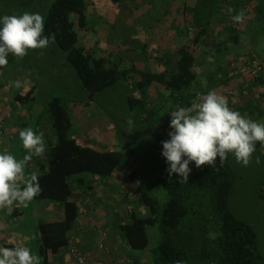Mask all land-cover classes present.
<instances>
[{
	"label": "trees",
	"instance_id": "obj_1",
	"mask_svg": "<svg viewBox=\"0 0 264 264\" xmlns=\"http://www.w3.org/2000/svg\"><path fill=\"white\" fill-rule=\"evenodd\" d=\"M111 1L117 5L126 1L133 13L141 14L140 6L133 4L135 0ZM87 6L88 0H54L44 34L55 35L53 44L65 53L83 92L94 96L85 105L103 110L106 107L97 97L113 95L121 82L133 84L140 97L127 95V105L124 102L123 107L138 130L144 124L172 130L170 111L189 106L209 91L232 92L244 84L247 88L264 87V69H254V62H258L256 49L259 45L264 47V0H172L165 20L154 24L151 37L138 42L140 60L121 59L115 64L103 53H93L80 44L82 37L99 33L90 25ZM238 15H242L239 21L234 19ZM241 35L247 36L250 70L238 76L228 58L235 53ZM113 44L116 53L129 50L118 40ZM208 57L214 69L199 74L200 64ZM173 59L176 61L170 74L159 71L158 64H169ZM201 75L204 89L198 86ZM31 96L32 92L19 94L16 100L23 104ZM256 111L255 103L249 102L245 116L255 120ZM46 113L56 142H47L46 164L36 172L42 192L31 202L60 206L64 219L42 221L34 226L32 241L37 243L41 264H53L52 259L68 248L69 235L81 213L77 196L90 194L99 183L112 182L121 169L126 171L128 181L143 187L141 203L146 213L133 212L127 222L118 225V232L133 256L149 249L150 264H264L255 229L231 208L236 177L229 165H203L184 182H179L175 175L169 177L167 171L150 175L138 163V146L127 147L131 135L139 141L142 134L109 111L106 116L114 126L119 145L124 146L122 149L92 146L73 137L74 126L64 98H52ZM158 139L157 145L161 144ZM257 148L260 149L259 144ZM155 187L167 193L164 203L150 192ZM132 260L135 264L140 262L136 257Z\"/></svg>",
	"mask_w": 264,
	"mask_h": 264
},
{
	"label": "rangeland",
	"instance_id": "obj_2",
	"mask_svg": "<svg viewBox=\"0 0 264 264\" xmlns=\"http://www.w3.org/2000/svg\"><path fill=\"white\" fill-rule=\"evenodd\" d=\"M29 1L31 0H0V16L18 15L28 11L39 12L46 20L54 0H32V3ZM171 1L135 0L133 4L140 6L139 13H141L136 15L133 13L134 10L128 7L126 1L117 5L111 0H88L87 15L91 21L90 25L101 36L99 33L92 32L87 37H82L80 44L85 45L93 53H103L114 64L119 63L121 59L136 61L139 59L136 51L138 42L151 37L154 24L159 25L165 20L164 16L169 12ZM117 40L129 50L116 53L113 42ZM236 47L235 53L228 59L233 73L242 76L250 70L247 61V36L241 35L236 42ZM255 53L258 62H254V64H262L264 69V47L259 45ZM208 58L207 61L200 64L199 74L214 69V63L209 64L212 59ZM8 61L7 65L0 66V90L3 93L5 86L9 88L3 95L11 98L10 95L14 93L25 95L26 92H32L34 94L33 100L30 99L22 104L23 111L21 113L30 114L26 113L21 118L23 128L31 127L34 131H42L46 142L55 143L56 139L47 123L46 108L52 98L61 97L68 102L74 126L73 137L76 136L81 140V143L86 141L88 145L103 148H124L119 145L114 133V126L106 116V112L109 111L115 115L127 127H134V124L131 126L128 124L131 119L123 107L124 102L127 105V95L140 97L133 84L121 82L118 88L112 91L113 95H108L106 98L104 96L97 97L99 99L97 100L102 102V107H106L103 111L95 105L84 104L86 100H93L94 96H87L83 92L81 81L68 63L65 53L53 43L45 49H30L28 54L22 58L10 55ZM175 61L176 59H173L172 63L158 64L159 71L170 74ZM33 84L35 89H30ZM198 86L202 89L205 88L202 75ZM218 94L225 96L229 106L242 115H247V104L254 102L258 109L255 120L264 122V87L252 88L249 85L247 88V84H244V87L237 91L228 90ZM14 105L18 106L15 103ZM122 127L129 134L128 128H125L124 125ZM133 130L140 136L142 134V140L140 138L139 141H136L130 134L131 138L127 147L138 146V163L142 164L146 173L150 175L166 172L167 164L161 154L162 141L170 139L169 132L171 130L159 129L155 124L151 126L144 124L139 130L136 127ZM156 139L161 144L157 145ZM15 145L11 154L22 159L25 150L19 137L15 139ZM156 147L158 148L156 149ZM262 151L264 150L257 148L252 162L246 167L238 164L231 155L224 163L232 168L236 177L230 197L231 208L240 219L255 229L258 249L264 255V186L262 185L264 182V155H261ZM256 156H260L262 161L260 164L255 162ZM30 162H34V160L27 162L25 166L26 177H29L32 172H37L36 166L34 165L33 168ZM190 167L192 171L197 168L194 162L190 164ZM142 189V184L128 181L126 171L121 169L118 172V177L112 182L99 183L90 194L77 196L81 213L79 221L71 232L69 243L83 252L89 264H135L132 260L134 257L140 259L138 264H150V250L133 256L118 232V225L127 222L133 212L136 214L146 213V209L141 203ZM150 192L163 203L168 198L167 193L160 187H155ZM28 205L31 211L28 210L29 206L27 209L24 206H19L20 209L23 208L26 211V214L23 220L19 219L17 225L23 229L26 227L33 232L32 225L35 226L36 223L42 222L41 219L43 221L51 220V215L50 218L49 216L39 218L41 217L39 216L37 219L34 207L32 208L30 203ZM32 242L33 248L31 249L37 253V243L35 240ZM64 257L62 261L57 257L52 261L54 264H77L74 257L68 252V248Z\"/></svg>",
	"mask_w": 264,
	"mask_h": 264
},
{
	"label": "clouds",
	"instance_id": "obj_3",
	"mask_svg": "<svg viewBox=\"0 0 264 264\" xmlns=\"http://www.w3.org/2000/svg\"><path fill=\"white\" fill-rule=\"evenodd\" d=\"M234 19L239 21L242 15ZM44 33L45 20L39 12L0 16V66L8 64L10 55L22 58L30 49H45L55 42L54 34ZM170 117V139L162 141L161 154L169 177L175 175L179 182L188 181L193 162L197 168L217 162L222 165L231 155L246 167L257 152V144L264 150V122L233 110L228 99L216 91L170 111ZM132 123L128 121L130 126ZM19 138L25 150L22 159L0 152V209L27 207L42 192L36 172L28 179L24 177L27 162L47 151L44 133L28 127L20 130ZM255 162H262L260 156ZM0 264H41V257L28 246L0 247Z\"/></svg>",
	"mask_w": 264,
	"mask_h": 264
},
{
	"label": "crops",
	"instance_id": "obj_4",
	"mask_svg": "<svg viewBox=\"0 0 264 264\" xmlns=\"http://www.w3.org/2000/svg\"><path fill=\"white\" fill-rule=\"evenodd\" d=\"M7 89L9 88L5 86L3 89L5 91H3V93H5ZM30 89H35L34 84L31 86ZM3 93L0 90V152L12 153L16 147L15 139L19 137V132L21 129H23V125H22L23 123L21 122V118L27 112L21 113L23 111L22 104L18 103L16 100V96L18 94L14 93L10 95L11 96L10 98L3 95ZM27 93L28 92H26V94ZM20 95H24V94H20ZM33 98H34V94H32L30 99L33 100ZM14 103L17 104L18 106H15ZM27 115L30 114L27 113ZM47 123L49 124L50 127V123L49 122ZM33 160L34 162H30V163L33 168L36 166L37 171L42 165L46 164L44 155L42 157H34ZM30 205L32 206V208L34 207L35 211L37 212V216H36L37 219L39 216H41L39 218H47V216H49L50 218V215H51V220L64 219V213L62 211V208H60V206H57L56 204H53L51 202H30ZM24 208L27 209V207ZM28 210L31 211L30 206ZM25 214L26 211L23 208L20 209L16 205H13L10 208L0 209V247L28 246L30 248H33V243H32L33 235L31 230H28V228L26 229V227H24L23 229L22 227H19L17 225L19 219L21 220L24 219ZM41 221H43V219H41ZM33 226L34 225H32L31 227L34 229ZM70 236L71 233L69 235V238ZM66 251L67 249L57 258H59L62 261V259L65 258L64 254L66 253ZM52 263L54 264L53 261Z\"/></svg>",
	"mask_w": 264,
	"mask_h": 264
},
{
	"label": "built area",
	"instance_id": "obj_5",
	"mask_svg": "<svg viewBox=\"0 0 264 264\" xmlns=\"http://www.w3.org/2000/svg\"><path fill=\"white\" fill-rule=\"evenodd\" d=\"M261 67L262 66L260 64H257V63L254 64V68H257L258 70H261L262 69ZM68 252L70 253V255L74 257L77 264H89L83 252L77 247L69 244Z\"/></svg>",
	"mask_w": 264,
	"mask_h": 264
}]
</instances>
